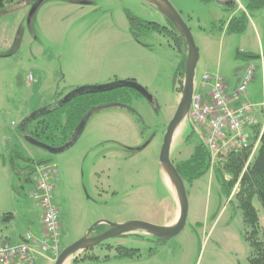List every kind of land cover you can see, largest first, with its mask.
Instances as JSON below:
<instances>
[{
    "label": "rangeland",
    "instance_id": "1",
    "mask_svg": "<svg viewBox=\"0 0 264 264\" xmlns=\"http://www.w3.org/2000/svg\"><path fill=\"white\" fill-rule=\"evenodd\" d=\"M167 1L187 25L198 52L195 92L204 93L199 89L204 75L220 77L234 92L253 66L252 79L238 102L260 110L264 6L248 8L247 0L230 5L220 4L227 0ZM149 9L139 0H14L0 10V155L15 191L14 202L2 205L5 212L13 209L14 216L7 228L3 221L0 230L13 233L7 236L9 241L15 232L26 229L36 238L41 235V208L29 196L33 185L28 174L36 163L58 170L51 201L59 214L61 249L82 238L98 221L162 226L172 219L173 198L158 156L166 125L178 105L182 85L174 74L186 57V46L148 31H139L135 39L130 31L132 18L167 24ZM241 15L247 19L245 30L227 32V22ZM253 27L261 37L262 54ZM125 80L144 88L151 102L126 90V108L95 111L63 149L48 151L32 145L20 131L26 118L54 104L56 97ZM192 131L186 142L189 126L182 122L177 128L170 150L174 164L187 160L193 148L203 144L200 130ZM219 164L214 162L204 175L185 184L188 213L175 238L151 237L147 245L139 235L112 238L107 244L139 248L140 256L117 257L114 249L100 245L67 264H246L245 227L234 200L237 186L226 199L214 177V166ZM252 205L264 232V210L256 197ZM51 261L37 257L34 264Z\"/></svg>",
    "mask_w": 264,
    "mask_h": 264
},
{
    "label": "trees",
    "instance_id": "2",
    "mask_svg": "<svg viewBox=\"0 0 264 264\" xmlns=\"http://www.w3.org/2000/svg\"><path fill=\"white\" fill-rule=\"evenodd\" d=\"M13 1L0 0V10L5 9ZM200 1L209 2L211 0ZM247 3L248 8L253 9L264 6V0H247ZM130 22L132 31L135 29L134 27L141 26L147 31L171 37L175 44L179 46L178 35L168 23L166 26H161L158 23L143 21L138 18H132ZM246 25L247 19L245 16L232 17L226 24V31L229 33H242ZM132 35H134L133 32ZM183 46L185 49L184 44ZM185 58L174 74V80L178 79L180 86L184 74ZM126 90L132 89L120 87L95 94L78 95L59 108L36 115L26 122L20 131L29 139L46 147L62 148L78 137L79 131L95 111L111 106L126 108L125 101L128 100ZM61 99L62 97H56L54 103ZM189 128L190 132L186 135V142L194 134L192 128ZM258 128L255 129L256 133L259 132ZM249 154V150L231 153L224 161L219 162V165L214 166V177L226 199L230 197L231 191L237 186L234 200L241 212L242 223L245 227L243 240L248 247L246 264H264V232L259 225L257 211L252 205V199L256 197L264 210V129L256 152L247 167L244 168ZM173 165L182 178L184 185L191 184L209 170V155L204 146L198 143L187 160L173 163ZM226 177H229L228 180ZM122 249L125 253L129 251L126 248ZM90 259L96 260L97 258L90 257Z\"/></svg>",
    "mask_w": 264,
    "mask_h": 264
},
{
    "label": "built area",
    "instance_id": "3",
    "mask_svg": "<svg viewBox=\"0 0 264 264\" xmlns=\"http://www.w3.org/2000/svg\"><path fill=\"white\" fill-rule=\"evenodd\" d=\"M253 66L244 74L241 85L228 92L223 79L203 76L201 81L205 94L195 92L192 96L189 115L185 122L193 130L198 129L204 148L208 152L210 168L213 163L224 161L233 152L249 150L252 159L264 129V104L260 110L246 102H238L252 79ZM258 128V133L255 129ZM246 133L252 137L248 138ZM202 144V145H203ZM58 170L46 163H36L29 176L33 188L29 193L41 208V235L39 238L26 233L19 243L0 244V263L15 260L34 264L37 257L53 261L61 251L59 214L52 203V188Z\"/></svg>",
    "mask_w": 264,
    "mask_h": 264
},
{
    "label": "water",
    "instance_id": "4",
    "mask_svg": "<svg viewBox=\"0 0 264 264\" xmlns=\"http://www.w3.org/2000/svg\"><path fill=\"white\" fill-rule=\"evenodd\" d=\"M145 1L150 6L155 8L157 12L166 20L168 24L172 26L176 34L178 35L179 44L184 43L186 46V58L184 65V74L182 78V87L181 93L178 101L177 108L168 122L165 128V132L163 134L162 144L160 147V152L158 156V162L162 171V174L169 181V188L176 200L178 206V217L175 222L168 226H158L151 223L141 222V221H127L124 223H109L106 221H98L94 225H92L84 234L82 238L73 242L66 248L62 249L53 264H66L76 255L81 252H85L90 248L95 247L96 245L120 236H124L127 234L142 232L154 239L158 240H169L175 238L185 227V222L188 213V201L186 196L185 185L178 174L175 166L170 160V150L171 144L173 141L174 134L177 128L180 126L182 122H184L189 115L191 100L194 92V81H195V68L198 61V52L196 46L194 44L191 33L184 23L180 15L173 9L171 4L167 0H139ZM219 1V0H217ZM238 0H227L225 2H221L222 5H230L233 2H237ZM129 88L136 91L138 94L142 95L149 102H151V97L148 96L147 92L144 88L139 86L132 80H125L123 82H116L107 86H97L91 88H79L75 89L66 96H64L61 100L54 103L53 105L42 108L33 112L28 118H26L22 122V126L34 118L36 115L51 111L53 109L59 108L60 106L65 105L70 99L81 95V94H95L104 91H110L116 88ZM28 138V137H27ZM28 142L32 145L39 146L48 151H57L59 149H63L64 147L71 145V143L65 145L62 148L54 149L50 147H46L41 143H38L32 139H27ZM108 225L110 227L109 230L104 233L92 237H89L90 232L99 225Z\"/></svg>",
    "mask_w": 264,
    "mask_h": 264
},
{
    "label": "crops",
    "instance_id": "5",
    "mask_svg": "<svg viewBox=\"0 0 264 264\" xmlns=\"http://www.w3.org/2000/svg\"><path fill=\"white\" fill-rule=\"evenodd\" d=\"M166 21V20H165ZM167 24L165 23V26ZM254 31H255V34H256V37L258 36V33L256 32V29L253 27ZM260 36L257 37V40H258V49H260V53L262 54L263 53V48H262V45L260 43ZM205 76V75H204ZM241 79V77H240ZM202 81V80H201ZM201 81H200V86H199V89L204 91L203 94L206 93V91L202 88L201 86ZM224 83L226 84L227 88H228V92H230V90L232 91L233 89H230V87H228L229 85L226 83L225 80H223ZM196 88V84H195V81H194V90ZM53 103H50V105H52ZM264 104V103H263ZM22 127V125H21ZM20 127V129H21ZM6 168H7V164H6V161L4 159V156L3 155H0V224L4 221L3 225L7 228V225L9 224V221L12 220L13 216H14V211L13 209H7V211L5 212L2 207V205L6 204L8 205V203H13L14 202V194H15V191L13 190V187H12V184H11V180L10 178L8 177V173L6 172ZM7 173V174H6ZM28 174V173H27ZM29 175V174H28ZM164 178V176H163ZM165 180V178H164ZM165 183H166V180H165ZM166 188L168 187L169 191H170V195L171 197L173 198L172 202H173V209H175V212L177 210V212H173L172 213V219L164 224H162V226H168V225H171L175 222V220L177 219L178 217V206H177V203H176V200L168 186V184L166 183ZM176 207V208H175ZM174 211V210H173ZM7 214V215H6ZM4 215H6L4 217ZM41 216V215H40ZM41 222V220H40ZM40 229H41V224H40ZM29 232L27 229L24 230L23 232H15L14 233V239H9L7 238L8 235H13L12 232H9V230L5 229V231H2L0 230V244H10V245H14L16 244L17 242L21 241L23 236L25 235V233ZM41 234V233H40ZM131 234H135V235H139V236H148L142 232H135V233H131ZM131 234H127V235H131ZM17 236V238H16ZM150 237V236H148ZM8 242V243H7ZM47 262L50 263V261L46 260ZM52 262V261H51ZM8 264H27L26 262H22V261H18V260H15L13 262H10ZM53 264V263H51ZM67 264V263H66Z\"/></svg>",
    "mask_w": 264,
    "mask_h": 264
},
{
    "label": "flooded vegetation",
    "instance_id": "6",
    "mask_svg": "<svg viewBox=\"0 0 264 264\" xmlns=\"http://www.w3.org/2000/svg\"><path fill=\"white\" fill-rule=\"evenodd\" d=\"M142 4H144V5H146V6H149L151 9H149L148 11L149 12H157V10L155 9V8H153L152 6H150L147 2H145V1H140ZM233 4V3H232ZM126 12H128V11H126ZM162 26V25H161ZM135 29L132 31L131 29H130V31H131V34H132V32L134 33V37H135V39L137 38V36L139 35V31H141V32H145V31H147L145 28H143V27H141V26H138V27H134ZM148 32H151V31H148ZM154 33V32H153ZM159 34V33H158ZM166 36V35H165ZM187 126H189V125H187ZM189 127H191V126H189ZM165 132V131H164ZM97 227H99L97 230H96V228ZM97 227H95L91 232H90V234H89V237L90 238H92V237H95V236H98V235H100V234H102V233H104L105 231H107V230H109L110 229V227L108 226V225H99V226H97ZM131 235H135V234H131ZM124 236H128V235H124ZM121 237V236H120ZM118 238V237H117ZM151 237H146V236H140L139 237V239H140V242L142 243V244H150L151 243V241H152V239H150ZM154 239V238H153ZM108 242L107 241H104V242H102V243H100V244H98V245H96L95 247H98V246H103V247H106V248H108V249H114L115 251H116V253H117V257H120V256H129V258H133V257H136V256H140V249L139 248H130V249H128V248H126V249H128L129 251L127 252V253H125V251L122 249V248H125V247H122L121 245H117V246H115V247H112L111 245H109V244H107ZM95 247H93V248H95ZM90 249H92V248H90ZM90 249H88V250H90ZM95 258V257H94Z\"/></svg>",
    "mask_w": 264,
    "mask_h": 264
},
{
    "label": "bare ground",
    "instance_id": "7",
    "mask_svg": "<svg viewBox=\"0 0 264 264\" xmlns=\"http://www.w3.org/2000/svg\"><path fill=\"white\" fill-rule=\"evenodd\" d=\"M195 93V90H194V92H193V94ZM166 183L168 184V186H170L169 184V181L166 179Z\"/></svg>",
    "mask_w": 264,
    "mask_h": 264
}]
</instances>
